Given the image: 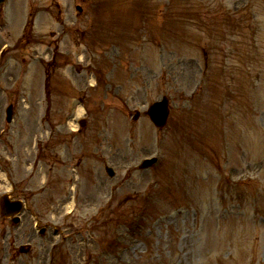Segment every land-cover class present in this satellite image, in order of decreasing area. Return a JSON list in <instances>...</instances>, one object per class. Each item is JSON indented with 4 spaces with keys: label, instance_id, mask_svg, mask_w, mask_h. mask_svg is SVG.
<instances>
[{
    "label": "rangeland",
    "instance_id": "obj_1",
    "mask_svg": "<svg viewBox=\"0 0 264 264\" xmlns=\"http://www.w3.org/2000/svg\"><path fill=\"white\" fill-rule=\"evenodd\" d=\"M44 1L0 8V196L29 210L17 226L0 214V264H264V0H57L33 27L49 39L25 52ZM33 56L52 61L53 104L16 101L5 130L15 94L36 91L24 61L32 86L45 68ZM162 96L159 130L145 112ZM45 132L53 154L35 169L22 146Z\"/></svg>",
    "mask_w": 264,
    "mask_h": 264
},
{
    "label": "water",
    "instance_id": "obj_2",
    "mask_svg": "<svg viewBox=\"0 0 264 264\" xmlns=\"http://www.w3.org/2000/svg\"><path fill=\"white\" fill-rule=\"evenodd\" d=\"M166 100L164 99L162 102H157L155 104H153L150 109H149V116L151 118V120L154 122L155 125L157 126H162L164 125V118L165 115L167 114V108H166ZM5 203H3V212L6 214L7 213V209L8 206L11 204L8 201H5ZM18 204H12V211L11 212H15L17 210Z\"/></svg>",
    "mask_w": 264,
    "mask_h": 264
}]
</instances>
